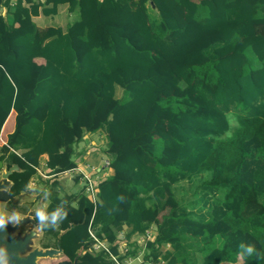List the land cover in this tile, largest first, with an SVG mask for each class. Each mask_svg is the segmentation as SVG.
<instances>
[{
	"label": "trees",
	"instance_id": "1",
	"mask_svg": "<svg viewBox=\"0 0 264 264\" xmlns=\"http://www.w3.org/2000/svg\"><path fill=\"white\" fill-rule=\"evenodd\" d=\"M60 3L77 18L37 39L32 17L55 13ZM13 5L11 24L0 13V130L13 111L7 159L18 153L24 168L9 175V192L27 188L45 154L54 191L45 224L54 213L67 216L44 231L56 238L68 228L59 238L64 255L72 260L83 248L77 264H117L105 258L117 252L126 225L132 256L131 235L154 228L143 245L148 263L264 264V0ZM203 28L218 36L188 59L166 58L188 54ZM81 107L87 119L78 126ZM96 131L119 143L106 151L112 173L93 179L96 201L86 197L84 182L74 197H58L59 177L77 165L73 144ZM90 230L107 251L88 249ZM241 243L256 253L241 260Z\"/></svg>",
	"mask_w": 264,
	"mask_h": 264
},
{
	"label": "crops",
	"instance_id": "2",
	"mask_svg": "<svg viewBox=\"0 0 264 264\" xmlns=\"http://www.w3.org/2000/svg\"><path fill=\"white\" fill-rule=\"evenodd\" d=\"M13 3H14V0H12L10 2L9 8L3 7V6L0 7V13L4 17L5 21L8 24H11L13 22V15L11 13L14 9ZM45 4L48 7L51 6V2H46ZM76 18H77L76 12L67 11V3H60L57 6L55 13L46 15V14H43L40 12L37 16L32 17L34 23L36 24V29H37L36 38L39 39L40 36L45 32V30L50 26H59L63 30H65L66 26L68 24L72 23ZM194 25H195V22L192 21L190 23V33L192 30H195ZM207 31L209 32V34L211 35L212 38H215L216 36H218V32L215 29H208V28H203L201 30L200 35L207 32ZM180 56H183V54L179 55V57ZM179 57L166 56V58L168 60H169V58L172 60V63L177 62V61H181V60H185V59H178ZM175 58H177V59H175ZM34 60L39 64L44 63V60L40 57H37ZM86 119H87V116H86L85 110L82 107L79 108L77 119H76V124L78 126H83L86 122ZM13 126H14V112L11 111L8 114V116H7L6 120L4 121V123L1 127V130H0V148H1L0 149L1 150L0 151V173L5 168L10 167V165H12V164H16L20 170H22L24 168V160L21 158V156L18 153H16L9 161L7 159V153H9V151H11L12 148L7 145L6 138H7V134L12 132ZM95 134L99 135L100 137H103V141H102V142H104L103 148H105L106 151H108V150L111 151V149L117 148L119 145L118 139L116 137H114L111 133L106 134L105 132H102V131L85 133L83 135L82 139L80 140V142L73 144L74 158H75V161L77 164L76 167L78 168V171H80L79 167H84V165H90V164L94 165L96 163H101V161H106V160L109 162V158H108L107 152H105V150H104V153H100L99 151L95 152V150H96L95 148H97V147H89V146H91V145H89V143L94 142L93 140L90 139V137L95 136ZM109 139L111 140V143H109ZM83 146H84V148H86V146H87V149L85 151H84ZM87 159H89L90 161H88ZM46 160H47V156L45 154H42L39 158L38 164L35 166L36 172L30 178V181L27 185V188L25 189L26 192L29 191L26 199L24 201H22L21 203L13 204V205L19 206V207H21V206L26 207V209H27L26 212H24V213L15 212L16 214L23 215V214H26L28 211H32V213L34 214L33 220L36 223H39L36 219L37 211L39 209H41L43 211V209L46 208V206L48 205V203L50 201L48 193L54 192L53 190H50V185L47 184L48 183L47 181L50 179V175L47 174V169H46V164H45ZM87 169L89 170L90 168L88 167ZM78 171H76V172H78ZM76 172H74L72 170V173H74L75 175H77ZM67 173H69V172H67ZM111 173H112L111 167L104 165L103 167L100 168L99 172L97 173V176L109 175ZM43 174H44V177L42 176ZM45 178H47V179H45ZM63 178L64 177L62 175L59 177L60 184H58L57 188L55 189L57 196L59 197V196L67 195L70 197H74V195H76L79 191L72 190L69 186H66L65 183H62L61 179H63ZM70 202H71V199H70ZM71 205L73 206V201H72ZM13 214L14 213H12L10 216L13 217L14 216ZM45 222H47V220L44 221L43 223H45ZM30 226L35 227L36 229L39 230V238H37V240H36V245H38L39 247H43V248L56 247L57 246L56 245L57 240H59V238L68 229V228H65V229L59 230V232L57 233L56 238H55L52 234L47 233L44 230H41V228L39 227V224H38V226H34L33 224H30ZM153 229H152V231H154ZM63 230H65V231L59 236V234ZM128 230H129L128 226H126V225L122 226L121 231H119L117 234V238L120 239L119 241H121L120 244L117 246V252L114 254H112L113 252L108 253V256H106L105 259H110V258L112 259L111 255H110V254H112V255H117L118 259L120 256H123V258L121 260H118L119 263H121V264H129L130 261L133 259H138L141 264H163L162 260L157 261L155 263H151V262L148 263L149 261L143 260V254L145 253V251H147L146 247L143 248V245H137L135 238H134L135 240L134 239L131 240L132 237L136 236V234H138V233L131 235V238L128 241L131 243L134 242L135 243L134 245L137 246L135 256H132L130 254L126 255L127 251H125L124 249H125V247H128L129 245L124 240H125V234L127 233ZM46 239L48 240V244L45 243ZM53 239H54V241H53ZM59 242H60V240H59ZM92 244H93V240L89 244L88 248H90ZM167 247H168V244L166 246H164L163 249H166ZM89 250H91V249H89ZM83 251H84L83 248L82 249L79 248L77 250V255L75 256L77 258L76 264L78 261L79 254L83 253ZM91 252L99 253L100 251L91 250ZM127 256H130V258H132V259L130 261H127ZM74 258L72 260H70L64 255V253H62V255L59 259L46 258V259L41 260L40 263L56 264L59 260L73 261ZM237 262H239V261H237Z\"/></svg>",
	"mask_w": 264,
	"mask_h": 264
},
{
	"label": "water",
	"instance_id": "3",
	"mask_svg": "<svg viewBox=\"0 0 264 264\" xmlns=\"http://www.w3.org/2000/svg\"><path fill=\"white\" fill-rule=\"evenodd\" d=\"M13 171H20L16 164L10 165L0 173V213L6 214V225L0 228V264H46L40 263L41 260L59 259L63 253L57 240L56 247H39L36 240L39 238V230L31 227L30 224L38 226L33 220L34 214L28 211L26 214L11 217L5 211L4 204L21 203L28 196L25 190L13 195L9 192L12 180L9 175ZM41 210V209H39ZM11 217V219H8ZM63 230L59 236L64 232ZM77 258L73 261L59 260L56 264H76Z\"/></svg>",
	"mask_w": 264,
	"mask_h": 264
},
{
	"label": "rangeland",
	"instance_id": "4",
	"mask_svg": "<svg viewBox=\"0 0 264 264\" xmlns=\"http://www.w3.org/2000/svg\"><path fill=\"white\" fill-rule=\"evenodd\" d=\"M200 39L202 40V41H197V43L195 42L194 44H193V46L190 48V50L187 52L188 54H185V55H183V56H180L181 58L180 59H188L190 56H192V54L194 53V52H196V51H198V48L200 47V46H202L203 44H205L210 38H211V36H210V34H209V32L207 31V32H205V33H203V34H201L200 36ZM169 61L170 62H172V60L169 58ZM119 94H120V92H118ZM228 122H229V125H231V126H234L235 125V119H234V117H233V115H229L228 116ZM90 139L91 140H93L94 142L92 143V142H90L89 143V145H91V146H89V147H97V148H95L96 150H95V152L96 151H99L100 153H104V150H105V152H106V149L105 148H103V145H104V142H102L103 141V137H100L99 135H97V134H95V136H91L90 137ZM83 148H84V146H83ZM87 149V146H86V148H84V151ZM88 161H90L89 159H87ZM104 165V163H103V161H101V163H96V164H94V165H101V167H103V165ZM79 167V166H78ZM90 168L89 170L87 169V168ZM79 169H80V172H81V174H82V176H79V179L75 182L74 181V179H73V176L75 175L74 173H72V170H70V171H64L63 172V174H61L64 178L63 179H61V182L62 183H65L66 184V186H69L72 190H76V191H79L82 187H83V182H84V180L83 179H86V176L88 175V173L90 172V171H92L91 170V164L90 165H84V167H79ZM67 172H69V173H67ZM80 174V175H81ZM43 177H44V174L42 175ZM71 176V177H70ZM97 176H91L90 177V180H92L93 178H96ZM45 179H47V178H45ZM65 188V187H64ZM63 192V191H62ZM85 195L89 198V194L87 193H85ZM19 206H15V207H13V208H9V210L11 211V212H21L19 209H21V208H18ZM149 232H151V238H153V235H154V231H152V230H150ZM141 237L142 236H139L138 234H136V236H133L132 237V239L131 240H133L134 238L135 239H137L138 240V242L140 243V245H141V241H140V239H141ZM134 239V240H135ZM53 241H54V239H53ZM39 243V242H38ZM45 243L46 244H48V240L46 239L45 240ZM41 244V243H40ZM105 244V246L107 245L106 243H104ZM132 258H129L127 261H130ZM129 264H141L140 263V261L138 260V259H133V260H131L130 261V263ZM225 264H240V262H237V263H225Z\"/></svg>",
	"mask_w": 264,
	"mask_h": 264
},
{
	"label": "built area",
	"instance_id": "5",
	"mask_svg": "<svg viewBox=\"0 0 264 264\" xmlns=\"http://www.w3.org/2000/svg\"><path fill=\"white\" fill-rule=\"evenodd\" d=\"M103 163H104V165L105 166H108V161L106 160V161H103ZM103 165V164H102ZM103 165V166H104ZM100 168H101V165H91V170L92 171H90L89 173H88V175L86 176V179H83L84 180V184H85V193L87 194H89V199L91 200V201H93V202H95L96 201V199H97V191H98V188L96 187V186H94L95 184L93 183V179L92 180H90V177L91 176H97V174L95 175V173H98L99 172V170H100ZM74 172H76V171H78V168L77 167H75V168H73L72 169ZM77 174H81V172L80 171H78V172H76ZM93 173V174H92ZM81 176H82V174H81ZM99 176H97L96 178H98ZM150 230H147V231H145V233H143V234H139V236H142L141 237V239H140V241L142 242L141 243V245H144L145 244V241L147 240V239H152L151 238V232H149ZM89 234H90V236L92 237V240H93V244L91 245V247L90 248H88V249H91V250H95V251H99V250H101V249H104V250H106L107 251V245L105 246V242L103 241V240H101V239H99V238H97L96 236H95V234L90 230V232H89ZM136 241V244L137 245H140V243L138 242V240L136 239L135 240ZM125 246V245H124ZM125 251H127V247H125V249H124ZM111 255V257H112V259L116 262V263H118V264H121V263H119V261H118V256L117 255H112V254H110ZM130 258V256H127V260Z\"/></svg>",
	"mask_w": 264,
	"mask_h": 264
},
{
	"label": "clouds",
	"instance_id": "6",
	"mask_svg": "<svg viewBox=\"0 0 264 264\" xmlns=\"http://www.w3.org/2000/svg\"><path fill=\"white\" fill-rule=\"evenodd\" d=\"M13 215L18 216V214H16V213H14ZM66 216H67V214H65L64 216H59L58 213H54V214H52V217H51L52 223L51 224H45L43 222L48 220L47 214L42 210H38L36 213V219L39 222V227L41 228V230H44L48 227H53V228L57 227L58 224L56 223V221L58 219L64 220L66 218ZM8 219H11V217H9ZM6 222H7L6 214L0 213V228L4 227L6 225ZM239 249H240L239 256H240L241 260H244L245 257H250L256 253L255 247L253 245H250V244L241 243L239 245ZM5 264H6V262H5Z\"/></svg>",
	"mask_w": 264,
	"mask_h": 264
},
{
	"label": "flooded vegetation",
	"instance_id": "7",
	"mask_svg": "<svg viewBox=\"0 0 264 264\" xmlns=\"http://www.w3.org/2000/svg\"><path fill=\"white\" fill-rule=\"evenodd\" d=\"M8 203H10V202H7V203H5L4 204V208H5V211H7L8 212V214H12V213H14V212H11L10 210H9V208H13V207H15V205H13V204H11L10 206L9 205H7ZM9 206V207H8Z\"/></svg>",
	"mask_w": 264,
	"mask_h": 264
}]
</instances>
